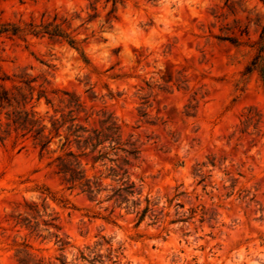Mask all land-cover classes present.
<instances>
[{
    "label": "rangeland",
    "instance_id": "374dc122",
    "mask_svg": "<svg viewBox=\"0 0 264 264\" xmlns=\"http://www.w3.org/2000/svg\"><path fill=\"white\" fill-rule=\"evenodd\" d=\"M111 8V0H0L1 22L66 17L79 47L0 36V70L26 73L46 90L50 103L32 101L41 115L65 108V91L92 120L112 113L140 145L130 177L141 208L148 197L153 212L138 223L106 192L90 199L68 189L32 140L10 136L0 140V264H17L25 244L76 264L80 250L104 238L97 264H113L109 248L118 264H264V81L253 65L264 58L263 0H120ZM249 109L260 130L241 132ZM31 203L59 217L63 249L41 218L36 230L17 224Z\"/></svg>",
    "mask_w": 264,
    "mask_h": 264
},
{
    "label": "trees",
    "instance_id": "16d2710c",
    "mask_svg": "<svg viewBox=\"0 0 264 264\" xmlns=\"http://www.w3.org/2000/svg\"><path fill=\"white\" fill-rule=\"evenodd\" d=\"M111 1L110 14L116 10L120 0ZM93 3L91 2V5L95 11L96 7ZM89 16L92 19L97 14L93 13ZM67 23L68 19L58 13L54 14L51 20L43 16L40 21L31 20L23 24L0 21V36L9 38L25 34L49 36L65 41L79 50L78 41L64 27ZM84 59L88 61L85 57ZM263 61L264 58L258 56L253 65L259 66L264 81ZM6 81H11L12 85L7 86ZM35 81V78H31L26 73L16 76L15 79L1 73L0 70V113L5 111V120L0 118V140L4 141L10 136H14L15 140L19 138L32 140L39 149L40 156H47L48 165L54 168L68 189H78L90 199L106 192L104 200L112 202L113 206L117 207L131 206L140 223L148 212H153V208L148 197H145V206L141 208V191L130 177L131 168L141 156L138 141L131 137L124 138L121 125L110 112L103 111L98 120H92L93 113H88L82 101L68 91L64 92L67 98L61 100V102L66 101L65 108L56 109L53 114L41 115L35 110L32 101L34 98L39 100L42 97L48 103L51 100L47 97L45 89L35 86ZM187 107L188 111H191L196 108V105ZM143 115H146V112H143ZM260 122L258 114L249 109L241 122L243 125L241 132H247L250 128L259 131ZM45 190L47 196L51 195L53 199H58L48 188ZM59 201L65 200L60 198ZM47 208L49 206H45L42 213L37 204H27L26 216L19 214L21 220L17 224L36 230L41 218L44 225L55 229L50 234L56 238L63 249L67 243L58 233L59 217L54 216L53 212L48 214ZM45 215L49 218H43ZM103 242L108 243L104 238L93 247L86 246L88 253L80 250L75 259L76 264L102 262L104 255L100 251ZM29 248L30 246L25 244L17 251V264H71L63 254L47 258ZM108 251L105 257L113 264H118V260L113 259L117 256H113L111 248Z\"/></svg>",
    "mask_w": 264,
    "mask_h": 264
}]
</instances>
